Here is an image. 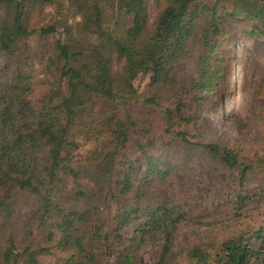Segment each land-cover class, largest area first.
I'll return each instance as SVG.
<instances>
[{
    "label": "trees",
    "instance_id": "obj_1",
    "mask_svg": "<svg viewBox=\"0 0 264 264\" xmlns=\"http://www.w3.org/2000/svg\"><path fill=\"white\" fill-rule=\"evenodd\" d=\"M242 20L264 40V0H0V264H141L154 245L155 264H263L264 221L225 234L221 219L240 215L248 175L264 179V153L201 125ZM90 50L105 71L89 87L77 57ZM176 145L232 174L218 224L142 184ZM191 224L203 239L176 245Z\"/></svg>",
    "mask_w": 264,
    "mask_h": 264
},
{
    "label": "rangeland",
    "instance_id": "obj_2",
    "mask_svg": "<svg viewBox=\"0 0 264 264\" xmlns=\"http://www.w3.org/2000/svg\"><path fill=\"white\" fill-rule=\"evenodd\" d=\"M151 13L153 18L154 14ZM246 25L242 20L224 37L225 43L218 55L223 60L225 77L214 92L212 105L203 114L201 125L205 130V140L232 148L246 145L250 153H264V81L261 80L264 74V40L244 34L242 29ZM77 59L80 65L79 81L83 85L90 87L102 81L105 57L90 50ZM174 74L183 80L192 74L191 67L186 62L179 63ZM184 154H187L186 151L179 145L174 146L167 152L166 159L171 163L168 173L163 177L154 174L141 182L150 185L157 198L162 192L170 203H179L188 210L200 213L204 216L201 219L216 222L221 218L216 211L217 205L233 192V176L200 150L189 156ZM137 162L142 170L143 159L138 158ZM223 173L227 175L224 177ZM263 192L264 179L248 175L242 193H248L249 198L240 206L237 218H231V213L226 218L222 217L221 233L227 234L236 229L250 230L261 224L264 221ZM25 213V208L18 210L20 217ZM204 229L199 224L186 226L176 233L175 244L182 246L200 242L205 235ZM158 254L159 246H143L139 250L140 263L155 264Z\"/></svg>",
    "mask_w": 264,
    "mask_h": 264
}]
</instances>
